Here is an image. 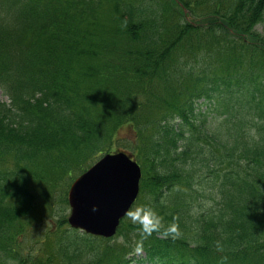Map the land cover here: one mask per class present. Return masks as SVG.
Returning <instances> with one entry per match:
<instances>
[{
    "label": "trees",
    "instance_id": "trees-1",
    "mask_svg": "<svg viewBox=\"0 0 264 264\" xmlns=\"http://www.w3.org/2000/svg\"><path fill=\"white\" fill-rule=\"evenodd\" d=\"M0 89V264H264V0H0ZM122 141L143 177L117 235L61 197L24 245L33 183L67 194Z\"/></svg>",
    "mask_w": 264,
    "mask_h": 264
},
{
    "label": "water",
    "instance_id": "water-1",
    "mask_svg": "<svg viewBox=\"0 0 264 264\" xmlns=\"http://www.w3.org/2000/svg\"><path fill=\"white\" fill-rule=\"evenodd\" d=\"M142 169L132 155L106 154L69 191V223L97 236L116 234L140 193Z\"/></svg>",
    "mask_w": 264,
    "mask_h": 264
},
{
    "label": "rangeland",
    "instance_id": "rangeland-1",
    "mask_svg": "<svg viewBox=\"0 0 264 264\" xmlns=\"http://www.w3.org/2000/svg\"><path fill=\"white\" fill-rule=\"evenodd\" d=\"M0 99L9 102V99L2 94L1 89H0ZM122 133H124V131ZM120 137L130 138L131 140H133L135 136L133 134H130V136H120ZM133 143L134 142L132 141H122L119 143L116 142V144L112 145V148H114L115 150L130 151L132 149V147L130 148V146ZM107 146L109 147L110 145L108 144ZM52 181L53 179L51 180V182ZM63 181L64 180L62 178H57L53 181L52 185H50L49 187H45L44 186L45 184L39 182L33 183L34 185V186L32 185L34 188L33 193L37 196V200H36L35 208L31 215L32 218L31 220L27 221L28 235H27V239L24 240L25 241L24 245L26 244V242L28 243L37 242L41 240L42 237H44L48 233V231L51 229L52 226V225L50 226V224L53 223L54 212L59 210V208L62 206L61 204H59V200L61 199V197L63 200L66 201V204H64V208L67 210V216L70 215L68 193L66 194V190H65V185L67 183ZM70 186L71 185H69L68 187V192ZM48 196H51L50 202L53 204V208L52 207L47 208L45 206L46 202L44 201V199H46ZM48 245L50 247L52 244H50L49 242Z\"/></svg>",
    "mask_w": 264,
    "mask_h": 264
},
{
    "label": "clouds",
    "instance_id": "clouds-1",
    "mask_svg": "<svg viewBox=\"0 0 264 264\" xmlns=\"http://www.w3.org/2000/svg\"><path fill=\"white\" fill-rule=\"evenodd\" d=\"M144 211H145V213L147 215H150V216H155L156 215L154 210H152L151 208H146V209H144Z\"/></svg>",
    "mask_w": 264,
    "mask_h": 264
}]
</instances>
